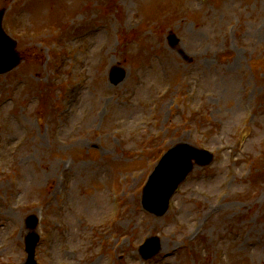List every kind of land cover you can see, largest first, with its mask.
I'll list each match as a JSON object with an SVG mask.
<instances>
[{
    "label": "rangeland",
    "instance_id": "374dc122",
    "mask_svg": "<svg viewBox=\"0 0 264 264\" xmlns=\"http://www.w3.org/2000/svg\"><path fill=\"white\" fill-rule=\"evenodd\" d=\"M0 8L21 57L0 74V264L23 263L35 232L37 264H264V0ZM180 142L212 162L155 216L141 186Z\"/></svg>",
    "mask_w": 264,
    "mask_h": 264
},
{
    "label": "water",
    "instance_id": "95a60500",
    "mask_svg": "<svg viewBox=\"0 0 264 264\" xmlns=\"http://www.w3.org/2000/svg\"><path fill=\"white\" fill-rule=\"evenodd\" d=\"M1 16L2 11H0V22ZM18 60V54L13 51L12 41L3 33L0 27V73L11 69ZM124 76L125 72L122 69L114 67L109 74V79L113 84H116L120 82ZM246 134L247 131L244 133L243 137ZM192 157H194L197 162L203 164L211 159L210 155L191 149L185 144L174 147L163 156L149 185H147L145 189L144 198L142 200L145 208L157 215L164 212L166 201L173 188L191 168L190 160ZM34 224V221L30 222V226ZM36 241L37 236L34 235H30L27 240L29 259L26 264H34L32 256ZM152 242L153 240L149 241L150 249H153L154 252L156 248H154Z\"/></svg>",
    "mask_w": 264,
    "mask_h": 264
},
{
    "label": "bare ground",
    "instance_id": "6f19581e",
    "mask_svg": "<svg viewBox=\"0 0 264 264\" xmlns=\"http://www.w3.org/2000/svg\"><path fill=\"white\" fill-rule=\"evenodd\" d=\"M194 66H196L195 64H191L190 65V68H193ZM25 229L21 228V234H25Z\"/></svg>",
    "mask_w": 264,
    "mask_h": 264
}]
</instances>
